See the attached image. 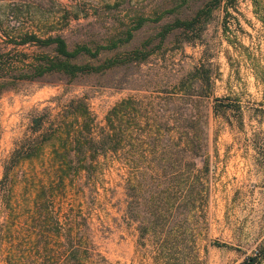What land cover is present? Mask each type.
Segmentation results:
<instances>
[{
  "label": "rangeland",
  "instance_id": "rangeland-1",
  "mask_svg": "<svg viewBox=\"0 0 264 264\" xmlns=\"http://www.w3.org/2000/svg\"><path fill=\"white\" fill-rule=\"evenodd\" d=\"M209 1L181 14L167 13L173 0H0V50L28 55L7 36L105 45L161 17L108 55L149 42L142 64L0 92V264H74L73 249L77 264H241L264 249V0H223L192 32L155 39ZM79 99L95 140L123 105L110 127L121 149L80 156L57 135L5 181L22 142L81 126L63 113Z\"/></svg>",
  "mask_w": 264,
  "mask_h": 264
},
{
  "label": "trees",
  "instance_id": "trees-1",
  "mask_svg": "<svg viewBox=\"0 0 264 264\" xmlns=\"http://www.w3.org/2000/svg\"><path fill=\"white\" fill-rule=\"evenodd\" d=\"M189 1L191 3L193 0H173V9L168 10L167 13L176 11L181 13L183 8L185 11L190 9ZM222 1L211 0L206 2L194 11L191 17H177L172 22L159 27L155 36V39L158 40L157 48L160 47V42L175 32L184 34L192 32L196 26L209 19L211 13ZM160 19V16L154 20L140 17L132 29L109 38L105 45L81 41L70 46L63 36L37 34L35 32H18L13 36H7L8 43L14 47L13 50L30 47L34 51L28 55L24 52L13 53L12 50L7 52L0 50V92L10 90L19 83L58 84L63 81L66 83L80 77L97 75L130 64H142L153 53V50L145 48L149 42H146V45L140 49L125 53L122 57L116 54L111 57L108 55L113 54L120 47L133 40L135 33L147 23H152L151 21L158 23ZM119 107L112 109L107 117V121L110 123L107 131L103 130L102 134L95 140L92 138L86 104L82 99L71 101L63 113L65 116H73L76 121L80 119L82 121L81 126L77 127L76 130L72 127V132H70L71 126H64L59 128L57 132L56 130L46 131L33 140L22 142L4 164L3 179L7 181L11 170L16 168L20 162L38 157L44 144L55 139L57 135L59 136L58 141H61L62 136L66 138L65 142L71 139L72 150L80 156H84L86 153L93 156L106 155L107 153L116 154L121 149L120 140L110 127L111 119L119 113H123V105ZM46 121L47 118L44 115L35 116L30 122L31 132L37 134ZM88 169L89 166L81 164L74 173L87 172ZM140 236L143 237V233ZM70 253L74 258L72 261L77 264L79 262L77 259L78 250L73 249ZM261 260H264V249H260L253 256L246 258L241 264H259ZM69 262L73 264L70 260Z\"/></svg>",
  "mask_w": 264,
  "mask_h": 264
}]
</instances>
